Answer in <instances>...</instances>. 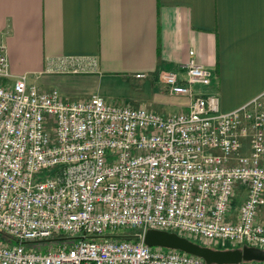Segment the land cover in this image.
<instances>
[{
    "label": "built area",
    "instance_id": "1",
    "mask_svg": "<svg viewBox=\"0 0 264 264\" xmlns=\"http://www.w3.org/2000/svg\"><path fill=\"white\" fill-rule=\"evenodd\" d=\"M52 64L74 73L93 66ZM159 81L187 106L162 115L98 95L66 100L13 76L0 42V264H206L146 245L147 230L264 250V92L222 112L216 94L194 90L211 82L198 63L162 70ZM55 239L76 241L26 247Z\"/></svg>",
    "mask_w": 264,
    "mask_h": 264
},
{
    "label": "crops",
    "instance_id": "2",
    "mask_svg": "<svg viewBox=\"0 0 264 264\" xmlns=\"http://www.w3.org/2000/svg\"><path fill=\"white\" fill-rule=\"evenodd\" d=\"M0 42L10 73L44 89L78 75L53 60L77 58L93 63L79 72L95 95L106 99L103 87L118 84L147 88L159 110L187 106L159 73L191 61L211 72L210 84L194 90L216 94L222 112L264 92V0H0ZM236 196L233 215L243 187ZM259 215L264 220V206Z\"/></svg>",
    "mask_w": 264,
    "mask_h": 264
},
{
    "label": "rangeland",
    "instance_id": "3",
    "mask_svg": "<svg viewBox=\"0 0 264 264\" xmlns=\"http://www.w3.org/2000/svg\"><path fill=\"white\" fill-rule=\"evenodd\" d=\"M78 75H70V77L66 78V81L63 83L61 82L59 86H56V89L60 93V95L66 99V100H76V99H82L85 97H89L92 95H95L96 93V87L95 85L90 84L87 80H85L84 77H82L83 73L77 72ZM80 74V75H79ZM119 86H106L103 87L107 92L108 95L106 96L107 101L111 102H116L119 104H126L130 106H135L134 104L136 101H144V103H149L148 100L151 98V90L150 89H141V90H135V93L132 92V87L131 86H125L122 84H118ZM139 85V83H138ZM52 88V87H51ZM150 92V93H147ZM147 94H150L147 96ZM151 105L152 108L149 106ZM144 104L142 106L147 107L150 110H153L157 113H160L162 115H167L171 113H175L181 110L174 104H170L169 102L164 105V109L159 110L158 107H155L153 104ZM184 109V108H182ZM236 197L233 199V205L232 208H234V204L236 205ZM134 230L127 229V228H119L117 230V234H130L133 233ZM65 237V234H61L58 238H63ZM2 236L0 235V239ZM76 240L75 239H55V240H44V241H33V242H28L26 244L27 249L33 250L36 252H47L53 248H55L58 245V242H61L63 245H69L74 243ZM13 242V241H11ZM219 249H233L232 247L225 246V247H220L218 246H211ZM243 246H238V248H242Z\"/></svg>",
    "mask_w": 264,
    "mask_h": 264
},
{
    "label": "water",
    "instance_id": "4",
    "mask_svg": "<svg viewBox=\"0 0 264 264\" xmlns=\"http://www.w3.org/2000/svg\"><path fill=\"white\" fill-rule=\"evenodd\" d=\"M144 243L148 246L182 251L201 258L206 264H235L241 261L264 262V250L256 247L243 246L242 248L233 249H214L167 231L147 230L144 235Z\"/></svg>",
    "mask_w": 264,
    "mask_h": 264
}]
</instances>
